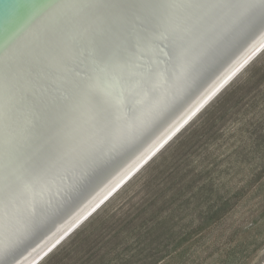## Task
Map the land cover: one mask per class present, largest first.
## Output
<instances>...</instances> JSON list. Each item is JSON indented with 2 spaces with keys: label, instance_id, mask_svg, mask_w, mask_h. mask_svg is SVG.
<instances>
[{
  "label": "snow or ice",
  "instance_id": "6c2138e0",
  "mask_svg": "<svg viewBox=\"0 0 264 264\" xmlns=\"http://www.w3.org/2000/svg\"><path fill=\"white\" fill-rule=\"evenodd\" d=\"M259 2L264 16V0ZM144 3L178 29L217 25L237 15L232 0H35L0 34V264H16L14 243L21 234L31 229L34 236L61 217L151 139L243 38L163 106L129 120L126 109L154 85L149 71L122 57L114 40L145 14ZM257 29L264 24L251 31ZM69 55L78 62L75 79L63 99L52 98L47 90L53 67L69 69ZM39 209L44 217L36 221Z\"/></svg>",
  "mask_w": 264,
  "mask_h": 264
},
{
  "label": "rangeland",
  "instance_id": "374dc122",
  "mask_svg": "<svg viewBox=\"0 0 264 264\" xmlns=\"http://www.w3.org/2000/svg\"><path fill=\"white\" fill-rule=\"evenodd\" d=\"M38 264H264V50Z\"/></svg>",
  "mask_w": 264,
  "mask_h": 264
},
{
  "label": "water",
  "instance_id": "95a60500",
  "mask_svg": "<svg viewBox=\"0 0 264 264\" xmlns=\"http://www.w3.org/2000/svg\"><path fill=\"white\" fill-rule=\"evenodd\" d=\"M34 2L35 0H0V34L21 14L22 6ZM232 2L236 5L237 12L232 19L217 25L185 29H178L167 17L157 12L152 4L140 5L145 14L137 17L136 24L129 25L127 30L114 40L119 54L143 66L140 71L147 69L154 85L146 97H141L139 104H130L126 109L124 115L129 120H135L142 111L156 105L163 106L170 96H175L180 86L202 76L224 50L242 36L243 38L206 85L176 111L138 151L101 177L61 217L48 223L34 236L30 234L31 229L21 234L14 243V250L17 253L16 264H35L57 246L96 210L98 205L109 198L125 179L147 163L149 157H153V152L157 153V149H161L160 145L169 141V137H173L177 130L198 112L197 109L200 110L205 101L209 100L213 93L216 94L221 85L236 75V72L241 70L264 45V29L251 31L264 24L259 0ZM67 58L71 66L69 69L53 67L55 75L47 90L52 98L63 99L71 87V81L75 79L74 69L78 67V62L73 55ZM35 86L41 93L46 91L39 82ZM43 217L44 209H39L35 220L39 221ZM32 223V218H24L26 227H31Z\"/></svg>",
  "mask_w": 264,
  "mask_h": 264
},
{
  "label": "bare ground",
  "instance_id": "6f19581e",
  "mask_svg": "<svg viewBox=\"0 0 264 264\" xmlns=\"http://www.w3.org/2000/svg\"><path fill=\"white\" fill-rule=\"evenodd\" d=\"M262 47H263V48H262ZM262 47H261L262 49L260 48L261 50L259 49V50H258V51H257V52H256V53H255V54H254V55H253V56L247 61L248 63L246 62L247 64L245 63L246 65H245L244 67L242 66L243 68H242L241 70L239 69L240 71L238 70V71L236 72V75L234 74V75H233V76H232V77H231V78H230V79H229V80L223 85V87H221V88L219 89V91L216 92L215 95H212V96H211V99H210V100H207L208 103H209V102H210V101H211V100H212L217 94H219V93H220V92H221V91H222V90H223V89H224V88H225V87H226V86H227V85H228V84H229V83H230V82H231V81H232V80H233V79H234V78H235V77H236V76H237V75H238V74H239V73H240V72H241V71H242V70H243V69H244V68H245L250 62H251V61H253V60L255 59V57H256V56H257L262 50H264V45H263ZM208 103H207V104H208ZM207 104H203V107L201 106L200 110H199V111H198V112H197V113H196V114H195V115H194V116H193V117H192V118H191V119H190V120H189V121H188V122H187V123H186V124H185V125H184V126H183V127H182V128L176 133V134H175V135H174V136H173V137H172V139H173V138H174V137H175V136H176V135H177V134H178V133H179V132H180V131H181V130H182V129H183V128H184V127H185V126H186V125H187V124H188V123H189V122H190V121H191V120H192V119H193V118H194V117H195V116H196V115H197V114H198V113H199V112H200V111H201V110L207 105ZM172 139H171V140H172ZM171 140H169L168 143H169ZM166 144H167V143H166ZM166 144H164V146H165ZM161 149H162V148H161ZM161 149H160V150H161ZM160 150H159V151H160ZM159 151H158V152H159ZM158 152H157V153H158ZM157 153H156V154H157ZM156 154H155V155H156ZM153 157H154V156H153ZM153 157H152V158H153ZM152 158H151V159H152ZM151 159H150V160H151ZM145 164H146V163H145ZM145 164H144V165H145ZM144 165H143V166H144ZM143 166H142V167H143ZM142 167H141V168H142ZM141 168H139V169H138L133 175H135V174H136ZM133 175H132V176H133ZM132 176H130L127 180L125 179V181H123V182L120 184L119 188L116 189V190L111 194V196H113V195H114V194H115V193H116V192H117V191H118V190H119V189H120L125 183H127V181L130 180V179L132 178ZM111 196H110V197H111ZM110 197H109V198H110ZM109 198H107L102 204H100L98 208H100V207H101V206H102V205H103V204H104ZM98 208H97V209H98ZM97 209H96V210H97ZM96 210H95V211H96ZM95 211H93L89 216H87V217L85 218V220H86L87 218H89V217H90ZM85 220H83V221H82V222H81V223H80V224H79V225H78V226H77V227H76L71 233H73V232H74V231H75V230H76V229H77V228H78V227H79V226H80ZM71 233L68 234V235L66 236V238L69 237V236L71 235ZM66 238H64L63 240H65ZM63 240H62V241H63ZM62 241H61V242H62ZM61 242H60V243H61ZM60 243H59V244H60ZM59 244H58V245H59ZM58 245H57V246H58ZM57 246H55L52 250H54ZM52 250H51V251H52ZM51 251H50V252H51ZM50 252H48L45 256H43V257H42L39 261H37L35 264H38V263H39L43 258H45Z\"/></svg>",
  "mask_w": 264,
  "mask_h": 264
}]
</instances>
